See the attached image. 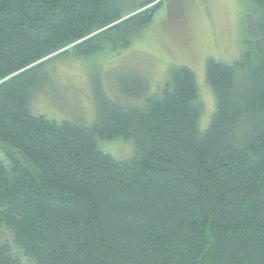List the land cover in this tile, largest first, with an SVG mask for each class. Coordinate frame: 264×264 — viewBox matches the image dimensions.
<instances>
[{"label":"trees","instance_id":"1","mask_svg":"<svg viewBox=\"0 0 264 264\" xmlns=\"http://www.w3.org/2000/svg\"><path fill=\"white\" fill-rule=\"evenodd\" d=\"M249 1V46L205 64L200 132L184 66L137 104L99 98L90 126L31 109L51 64L128 47L160 0L125 16L119 0H0V229L28 264H264V0ZM115 139L133 141L129 161L99 149ZM12 245L0 264H23Z\"/></svg>","mask_w":264,"mask_h":264},{"label":"rangeland","instance_id":"2","mask_svg":"<svg viewBox=\"0 0 264 264\" xmlns=\"http://www.w3.org/2000/svg\"><path fill=\"white\" fill-rule=\"evenodd\" d=\"M147 1L119 0L120 13L130 14ZM160 1L151 22L128 47L108 48L90 57L69 56L51 64L34 90L32 112L57 122L90 126L98 119L99 98L137 104L140 99L135 95L160 90L170 70L184 66L195 76L201 104L198 129L204 132L215 111L205 64L208 59L225 63L239 59L252 41L259 19L257 8L249 0ZM97 144L120 162L129 161L134 154L132 140H97ZM2 240L12 245L9 234L0 229ZM12 253L28 264L13 245Z\"/></svg>","mask_w":264,"mask_h":264}]
</instances>
